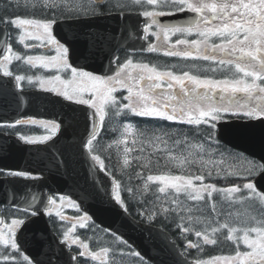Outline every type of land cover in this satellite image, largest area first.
Returning a JSON list of instances; mask_svg holds the SVG:
<instances>
[{
    "label": "snow or ice",
    "instance_id": "6c2138e0",
    "mask_svg": "<svg viewBox=\"0 0 264 264\" xmlns=\"http://www.w3.org/2000/svg\"><path fill=\"white\" fill-rule=\"evenodd\" d=\"M99 3L100 0H34L31 8L40 18L0 17V24L11 25L18 31L16 42L25 49L54 50L56 53L21 55L13 51L9 43L2 50L7 54L2 55L0 65L24 60L34 69H51L48 75L28 76V82L38 84L46 92H55L67 101L75 100L79 105L94 109L92 115L98 116L101 122L111 113L113 120L131 115L179 125H208L209 130L197 127V133H202V138H197L179 128L141 130L127 122L122 124L121 136L131 137L130 142L121 139L113 143L124 145V166H130V154H134L131 160L142 170L136 173V178L144 180L145 194L149 191L148 182L157 185L154 199L141 201L149 205L141 215L152 221L160 214L175 213L182 221L187 220V224L178 225L187 240V249L203 251L202 245L216 246L218 234L234 245V255H217L209 260L198 258L191 264H264V190H258L252 182L230 186L215 183L230 178L246 179L257 169L264 171V164L257 165L245 160L243 154L222 150L217 138L218 125L234 120L248 122L231 128L232 133L241 138L251 137L256 127L251 121H256L261 125L259 136L264 143V0H117L116 4L109 0L110 8L121 11L133 8L146 18L144 39L151 35L158 42L148 44L147 52L162 51L167 57L193 61L157 67L125 58L123 62L117 61L115 75H95L74 66L70 63L71 45L55 34L60 16L99 15L101 13L96 10ZM181 13H191L192 18H186L183 23L160 20ZM197 61L208 63L205 66ZM3 75L10 77L12 72L4 68ZM24 79V76H15L16 82ZM120 90H126L127 94L118 96ZM24 124L39 125L46 130L44 135L19 137L29 144L52 140L62 126L53 121L15 120V125ZM94 141L98 142L97 122L92 123L86 140L89 153L94 151ZM4 150L6 145H0V152ZM91 159L101 169L106 167L100 155H92ZM229 161L237 163L229 164ZM64 163V160L59 161L60 165ZM144 172L149 173L146 179ZM0 175L39 178L28 171L12 169H0ZM112 185V203L123 206L120 183L114 180ZM59 200L61 203L57 205V199L49 196L45 208L49 215L55 208V215L61 221L69 219L63 213L65 207L77 213L82 210L75 199L61 195ZM38 211H29L19 205L14 209L0 208V217H3L0 218V264H40L35 257L26 254L24 246V233L35 223L31 217ZM8 216L15 218L9 223ZM75 220L80 228L95 231L98 227L86 212ZM76 223L63 232L66 243L82 249L76 256L70 255L73 264H79V258L85 256L106 264L110 248L101 246L99 252L90 251L88 243L78 235H70ZM192 234L197 238L195 243L188 239ZM111 236L114 246L124 245L128 249L127 255L133 258L131 264H149L115 230ZM241 243L244 250H241ZM49 264L54 261L50 259Z\"/></svg>",
    "mask_w": 264,
    "mask_h": 264
},
{
    "label": "water",
    "instance_id": "95a60500",
    "mask_svg": "<svg viewBox=\"0 0 264 264\" xmlns=\"http://www.w3.org/2000/svg\"><path fill=\"white\" fill-rule=\"evenodd\" d=\"M6 30L0 25V53L4 47ZM0 121L14 120V115L35 114L58 119L63 123L61 133L48 144H26L12 135L0 133V168L28 171L44 175L35 180L0 178L1 204L19 205L39 209L40 216L32 217L35 223L24 233L27 253L40 264H73L75 256L66 244L51 230L43 209L47 203L48 190L70 194L82 208L91 213L102 226L123 236L140 253L155 264H191L173 237L159 227L138 222L122 206L112 203V179L91 159L84 148L92 123L98 122L93 109L44 92H20L14 82L0 74ZM71 121V123H69ZM242 121L219 125V138L242 149L264 162V143L260 140L261 125L255 124V135L241 138L232 133ZM64 160V165L59 161ZM258 186L264 190V182ZM35 197V200H33ZM13 200L16 204H13ZM1 218V217H0Z\"/></svg>",
    "mask_w": 264,
    "mask_h": 264
},
{
    "label": "flooded vegetation",
    "instance_id": "af4514ba",
    "mask_svg": "<svg viewBox=\"0 0 264 264\" xmlns=\"http://www.w3.org/2000/svg\"><path fill=\"white\" fill-rule=\"evenodd\" d=\"M32 3L34 1H26L25 5V12L29 15L30 18H40V15L38 12H34L31 8ZM112 4H116L117 0H111ZM97 12L101 13L99 15H81L79 17H71V16H60L59 21H66V20H72L75 23L73 24L72 28L70 29V26L61 27L58 31L57 36L62 40L63 38L71 39L70 42H67L71 45L72 52L70 55V63H73L74 66H78L76 63H80L81 61H87V62H94L102 61L101 67H97L100 70L107 71L108 75H115L114 69L116 68L117 61L123 62L125 58L133 59L134 62L137 61H143L145 63H149L150 65H155L157 67H163V66H170L172 64H189L193 61H183L180 58L176 57H167L163 54L162 51H158L155 53H149L146 51L148 44L150 43H158L154 37L149 35L148 39H144L143 35V28L145 27V20L143 16L139 15L137 13L136 9L133 8H126L124 11H121L119 8H110L109 7V0H100V3L98 6H96ZM111 16V17H110ZM115 16H119L120 18H114ZM106 18H110V20L106 21ZM186 18H192L191 13H181L177 14V16H166L161 17V22H168V23H183ZM92 20V21H91ZM18 32H11L8 37V44L11 43L13 45V51L20 53L21 55L25 54H31V55H39V54H46V55H55V51L52 52H46L45 49H25L23 45L18 44L16 42V37L18 36ZM173 40L175 37L172 38ZM95 40H103L102 43H99L101 46L102 52L96 51L97 44ZM138 41V42H135ZM26 43H36L34 41H25ZM120 45V46H118ZM117 46V47H116ZM116 47V48H115ZM114 52V54H112ZM2 59V58H0ZM111 61V64H110ZM197 63L201 65H207L208 62L203 61H197ZM81 67L83 70L86 71H92L95 75H102L97 74L95 71H93L91 68H86L84 66H78ZM7 68L12 72V76L15 78L16 75L24 76L25 79L17 82L18 86L23 89H41L38 84L32 83L30 84L27 80L28 76H34V75H48L51 73V69H42V68H32L31 65H29L26 61H15L13 60L11 64H4L0 65V69L3 73V69ZM186 70V69H185ZM55 93V92H54ZM57 94V93H56ZM126 90H120L117 95H126ZM242 96V94H238ZM85 98H87V95L85 94ZM75 101V100H73ZM110 118V119H109ZM22 120L27 119H36V120H45V121H53L43 118H36V117H26L21 118ZM111 121L110 127L103 129V134H100L101 131L97 132V138L98 142H93V148L94 152H110L117 149H122L124 145L116 143H113L115 140H121V139H127L131 140V137H123L121 136L122 132V124L131 122L136 125L137 128L143 129L146 128L144 126L148 124H152L154 128H170V126H173V122L169 121H162L155 118H146V117H137V116H122L118 118L117 122H113L111 113L106 115L105 120L101 122V128L105 122ZM57 122V121H53ZM120 122V123H119ZM5 124L8 125H15V122L11 123H0V130H6L7 133L14 134L18 137L21 135H27V136H40L46 134V130L44 128H41L39 125H32V124H24V125H15L12 127L5 126ZM114 129H117L114 131ZM58 133V132H57ZM112 145L109 147V145ZM88 148V147H87ZM234 153H239L237 151H234ZM240 154V153H239ZM130 154V164L131 167H133L134 172H141L142 170L137 166L136 161L131 160ZM106 156V155H105ZM108 159L113 160L114 157L107 156ZM112 159H111V158ZM245 160L251 161L257 165L264 164L260 161H257L252 158H248L243 155ZM113 162H116L113 160ZM229 164L237 163L236 161H229ZM120 165H123V160L120 161ZM264 171H260L257 169L254 171L251 175H247V178H230L228 181L224 180H217L218 182L224 183V182H237V183H246V182H252L255 184L256 177L260 174H262ZM135 180H138L137 178ZM140 181V180H139ZM50 196H54L55 198H59L60 194L51 193ZM65 196V195H63ZM68 199H71L70 197L66 196ZM2 208H15L12 206H3ZM56 209L53 208L51 211V214L48 217L50 220V223L52 224L55 232L58 234V236L64 241L63 238V232L67 229L71 228L72 221H76L75 218L77 216H83L85 213L81 210V212L77 213L75 209L69 208L66 213H64L65 216H67L69 219L65 221H61L56 215H55ZM22 215V214H21ZM12 218H15L13 216L7 217V222L10 223V220ZM2 227V226H0ZM85 232L86 230H89V228H83ZM91 229V228H90ZM70 235H78V232H73ZM83 240V238H80ZM70 249L78 253L82 249H80L77 245H70L68 244ZM241 250L245 249V246L241 243L240 245ZM220 252H222L224 256L227 255H234V252L231 253L224 252L223 248L220 247ZM116 257V256H115ZM89 257H81L79 258L80 264H89ZM126 264L123 258H116L115 261L111 264Z\"/></svg>",
    "mask_w": 264,
    "mask_h": 264
},
{
    "label": "trees",
    "instance_id": "16d2710c",
    "mask_svg": "<svg viewBox=\"0 0 264 264\" xmlns=\"http://www.w3.org/2000/svg\"><path fill=\"white\" fill-rule=\"evenodd\" d=\"M14 7L16 9H18L16 5H14ZM9 11L13 12L12 14L16 13V11L14 10V8L12 7V5H10L9 3L6 2V0L4 1H0V17L2 12L4 13H8ZM4 17V16H3ZM5 18V17H4ZM197 127H199L202 130H209V126L208 125H200V126H190V133L189 136H197V138H202V133H197ZM107 167L115 172L116 169L114 166H108ZM116 176V180L117 182L120 183L121 185V195L123 196L126 205H127V209L129 210V212L136 216V217H140L142 216L141 213L144 211L145 208L149 207L148 204H142L141 201L148 199H154V193L156 192V188L157 185L156 184H152V188L150 191L147 192V194L144 193L143 187L141 184H138L136 182H134L131 177L134 175V173L131 175L130 172H127L125 175H120L117 171L114 173ZM127 188H131L133 191L132 192H128L126 189ZM215 195V194H214ZM167 206V205H165ZM152 223L159 225L163 228H166L168 230H170L172 232V234L176 237V239L180 242V244L184 247L185 245L182 244L181 242V238L178 237V234L181 233V230L178 228L179 224H187V220H181L180 217L175 214V213H169L167 215L165 214H160L157 216V218L155 220L151 221ZM183 236V235H182ZM194 237H192V239H196L195 235L193 234ZM112 239V237H111ZM208 251H210L211 254H214V247L212 245H206ZM198 254L195 253H189V256L195 259H198L199 257H197ZM209 256V255H208Z\"/></svg>",
    "mask_w": 264,
    "mask_h": 264
},
{
    "label": "rangeland",
    "instance_id": "374dc122",
    "mask_svg": "<svg viewBox=\"0 0 264 264\" xmlns=\"http://www.w3.org/2000/svg\"><path fill=\"white\" fill-rule=\"evenodd\" d=\"M57 199V205H59L61 202H60V200H59V198H56ZM70 207H65L64 209H63V213H66L67 212V210L69 209ZM73 223H76V221H72V224H71V227H72V225H73ZM81 228L79 227V224L78 223H76V228H75V231L76 230H80ZM74 231V232H75ZM99 234V232L98 233H96V235H98ZM99 251V250H98ZM90 257V256H89ZM110 258V255L109 254H107L106 255V257H105V260L107 261L108 259ZM90 261L91 262H95V264H100V261L99 260H92L91 258H90Z\"/></svg>",
    "mask_w": 264,
    "mask_h": 264
}]
</instances>
